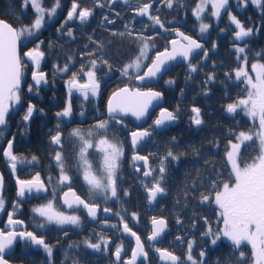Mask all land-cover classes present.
I'll use <instances>...</instances> for the list:
<instances>
[{
    "label": "flooded vegetation",
    "instance_id": "flooded-vegetation-1",
    "mask_svg": "<svg viewBox=\"0 0 264 264\" xmlns=\"http://www.w3.org/2000/svg\"><path fill=\"white\" fill-rule=\"evenodd\" d=\"M206 1V6L202 7V12L200 14L203 19H205V23L210 25V28L204 36L200 35V22L193 14L194 10L199 7L200 0H178V3H175L172 8L166 6V0H129L128 4H125L124 0H114V2L113 0H76L78 4L77 15L82 9H87L91 12L88 20L83 24L79 19L75 18L65 23L67 13L71 10L73 0H61L62 7L58 9L56 16L50 22H47L46 17V24L41 29L38 37L21 39L19 42L21 56H23L24 52L35 49L38 44L40 45L39 51H42L44 56L41 59L39 71L46 74L48 83H42L38 86L40 88L38 94L35 92H28L27 85L33 83L31 74L32 71L35 70L34 65L28 62L29 66L25 69V83L23 84V91L21 93L22 107L17 106L15 110L10 111V115L7 118L8 123L5 134L0 137V173L3 178L1 195L5 201L4 209L0 211V230L5 232L13 230L18 232H34L37 237H42L45 242L52 247L53 255L51 260H49L43 247L26 245L23 240L17 239L12 249L5 256V259L9 263L74 264L75 261L78 262V264H123V260L129 256L132 242L128 235L122 234L121 225L127 223L129 228L139 236L135 229L137 219L132 217L128 219L123 216L122 221L120 215H115V213H120L121 211V202L119 200L113 199L105 201L101 194H97L95 200L89 196L88 185L83 180L82 170L78 171L76 167L78 159L76 154L79 151V143L77 142L75 145H72L70 141L73 138L69 137V133L72 132L73 129H80L85 135V138L90 139L94 144L100 139L105 138L106 135L111 143L122 145L123 155L119 160L116 181L118 195L122 196L125 191L129 194L132 190L130 185H127L128 183L125 182L123 175L125 171L124 166L128 163V168L134 172L136 177L140 178V185L147 196V188L144 187V185L151 186L155 180L160 179L161 175L165 177V173L161 174L159 172L161 162L151 161L146 155L140 153V148H146L152 141L156 132L159 133L164 131H156L151 128L159 109L164 106V102L162 107L153 109L149 113L148 118L141 124H135L128 117H116L115 120H110L105 109L106 102L110 95L124 87L130 89L137 87L135 85V76L137 74L141 75L146 67H142L139 73L130 70L129 75H122L120 69L135 58L138 54V50L134 55L132 54L128 60H123L120 53L126 52L130 45H105L103 49H105L106 53L103 56L102 53L104 52L102 51L101 53L98 49V44L103 45V41L106 43L108 40H111V37L107 38L106 36H108L109 33L115 34L116 32H118L117 35L121 33L126 34L129 42L134 41L138 35L143 38L151 37V47L149 50H146L149 59L142 61L144 65H149L156 53L168 47L169 41L175 37V31L178 30L186 36L201 41L204 44L205 50L215 51L217 49V38L226 35V31H230L229 16L225 10H221V16L219 18L212 16L211 13L214 11L213 3L215 0ZM53 3L54 0H43V7L49 9L53 6ZM179 3H182L183 6H179ZM229 3L230 8L228 11L236 16L242 23V10L247 6H244L241 0H229ZM144 4L150 5L148 14L140 15L137 9ZM248 4L252 5L251 3ZM23 5L32 15L31 18L26 21L27 23L24 24L29 25L35 18L36 9L33 6V0H23ZM252 6L257 8L254 5ZM150 16L159 17L160 21L164 24V28L161 29L159 25L153 27L154 21L149 19ZM118 23H121L120 28H115ZM62 24L64 25L63 28H61ZM232 27L235 29V25H232ZM58 29L60 30L58 31ZM233 29L231 32V44L229 45L231 50H233L231 48L233 44L245 45V40L235 39ZM69 30H71L72 36L67 34ZM129 31L132 33L131 36L128 35ZM115 40L116 38L113 41ZM41 41L43 43H40ZM227 42H229V40ZM214 44L215 48H213ZM91 52H95L96 56L88 55V53ZM101 55L103 59L111 64L112 68L109 72L107 66H102L101 70L96 72V76L99 78V83L101 85L99 94L96 97H90L89 100H84L83 96L73 89L70 96L67 81L73 77V73L78 74L80 83L86 82L87 77L80 74L81 66H87L91 59L98 58ZM202 55L203 51L199 55L194 56L190 61L191 64L193 65ZM69 58H71V61ZM251 61L254 60L248 59L246 68L249 75L254 78L250 70ZM65 64L69 65V71L60 72L57 70V67L63 68ZM241 64L242 63H240L239 66ZM179 65L189 68V63H178L171 65L170 69ZM237 66L238 61L236 60V67ZM85 71H87V67H85ZM165 75L155 84H145L137 88L140 90L154 89L161 92L157 89V85L163 84ZM231 77L229 81L237 85L233 73ZM184 81L188 82V84H193L196 79L184 78L183 82ZM183 82H181V84ZM239 86L243 89L245 88V84L241 83ZM245 96L246 93L242 97L234 98H228V95H225V106L227 107L229 104L235 103L238 98H244ZM69 100L71 102L72 116L70 118L57 117L56 113L62 111ZM29 102L35 105L37 109H43V114L36 111L33 113V117L30 121L25 122L22 120V116L25 114ZM82 111L84 113L83 116L80 115ZM229 114L235 118L237 117V120L243 123V128L237 130L235 134L239 132L247 133L252 129L254 123L252 121L254 120L251 117L247 118L243 115L242 111L238 110L237 113ZM195 116L196 113L192 110L191 113L189 112L182 119L186 122V125L198 128L203 125V115L200 111V119L202 120L200 125H195ZM256 120L259 121L258 118ZM100 121H108L110 126L120 127L121 133L124 136V142L121 144L116 139H112L113 136L110 135L107 130L105 133V130L97 129L95 125ZM58 122L61 125L65 167L68 170L67 175L71 177L70 181L63 184L58 183L60 172L54 160L56 151L60 150V148L50 143L51 136L56 135V125ZM146 129L152 131L151 138L147 139V141L138 148V153L147 157L148 170L151 172L150 176L144 178L142 175L144 169L140 166L133 165L131 162L132 152L129 144V133L135 130ZM89 132L92 133L91 136H88ZM9 140L13 142V154L18 157L15 171L10 167L8 160L4 159L2 156V152ZM126 147L129 149L128 156L125 155ZM242 147H244L243 144L241 149ZM33 157H36V162H32ZM87 158L92 164V171L100 176L102 171V154L94 147L88 149ZM37 174L46 190L36 192L35 189H33L31 193H27L26 191L25 197H18L19 185L17 184V180H34ZM163 182L164 179L161 181L162 187ZM67 191L70 193L69 197L72 198L73 201H75L78 196L85 203H89L90 205L95 203L97 206L96 219L92 220L87 216L85 211L80 208L74 206L68 209L65 208L61 204V196ZM108 195H110V193H108ZM49 202L52 203V211L55 213L78 216L80 218L79 226L65 225L63 228H59L55 225H50L47 228H38L36 224L38 221H42L43 218L40 217L39 214L33 212V209L46 206ZM14 204L18 205V209L14 212L13 219L23 221V223L6 227L8 223V213L13 211ZM105 208L110 209V211L105 213ZM111 225H116L117 227L113 228ZM100 238H104L108 241L106 251L103 250V244L101 245V251H95L92 248L86 247V241L98 243L100 242ZM125 239H127L129 243ZM121 245L123 249L127 247L129 252L126 256H123L122 250L120 260L115 261L114 252ZM143 245L145 251L147 252V245L150 252L153 253L156 258L155 249L160 248L159 243L153 245V247H149L150 244L147 241V244L145 245L143 243ZM147 263L148 252L147 259L139 264Z\"/></svg>",
    "mask_w": 264,
    "mask_h": 264
},
{
    "label": "snow or ice",
    "instance_id": "snow-or-ice-1",
    "mask_svg": "<svg viewBox=\"0 0 264 264\" xmlns=\"http://www.w3.org/2000/svg\"><path fill=\"white\" fill-rule=\"evenodd\" d=\"M114 2V0H113ZM244 6L248 3L255 5L258 8H264V2L262 0H241ZM125 4L129 3V0H124ZM178 0H166V6L172 8ZM33 6L36 9V15L33 22L29 25L21 24L18 28L12 26L6 21L0 20V137L5 134L7 127V118L10 115V111L15 110L17 106H21V93L23 91V84L25 83L24 77L26 75L25 69L29 66L28 62L34 65L35 70L32 71L31 79L33 83L27 85L28 92L39 93L40 86L42 83L47 84V76L45 73L39 71L41 59L44 56L42 51H39L40 45L38 44L35 49L26 51L21 56L19 50V42L21 39L36 38L38 37L41 29L47 22H50L57 14L58 9L62 7L61 0H54L53 6L49 9L43 7V0H33ZM179 6H183L179 3ZM150 5L144 4L142 7L137 9L140 15H147ZM230 8L229 0H215L213 3L214 11L211 13L212 16L219 18L221 16V10L227 11L229 16V27L235 25L233 29L234 37L236 40H244L250 37L254 33L253 28H245L244 25L237 19L236 16L232 15L228 9ZM78 4L76 0H73L71 5V10L67 13V21L79 19L83 24L85 23L91 12L87 9H82L78 12ZM202 8L198 7L194 10V15L197 20L200 21L199 32L203 36L207 33L210 28L209 24L203 22V17L201 16ZM107 19V18H105ZM154 21L153 27L159 25L161 29L164 28V24L160 21L159 17H149ZM111 22V21H109ZM64 25H61L63 28ZM127 27V26H126ZM60 29H58L59 31ZM255 31H259L256 29ZM179 36L183 38L186 43L181 44L179 50L173 48L172 52L157 53L155 59L152 60L150 65H144L143 60L149 59L146 50H149L150 40L149 38H143L142 36H137L140 40L138 54L135 58L126 64L122 69H120L122 75H129L130 70H134L139 73L142 67H147V71L143 75L137 74L135 79L143 82L145 79L151 80L155 78L158 74L162 73V70H167L166 65L168 61L175 60L177 55L188 60L190 55L196 56L203 51L205 58L208 56V51L203 48V45L197 40L191 37L185 36L183 33L178 32ZM72 36L71 30L67 33ZM123 35V33H121ZM128 35H132L131 31ZM40 43H43L42 41ZM171 43L176 45L177 41L172 40ZM51 46V45H50ZM215 48V44L213 45ZM98 49L103 51V45L98 44ZM237 60L242 61V66L235 71V80L237 82V87L239 84H245L243 91L246 93L245 98H238L233 104L227 106L228 113H237L238 110L243 111L248 117H251L254 121L258 118L259 128L250 129L246 132H239L235 135L237 143H231V150L227 151V162L231 164L230 180L232 182H222L217 183L213 181V188L222 190H215L214 201L215 204L219 206L222 210L220 216L223 218L224 228L223 230H218L216 234L209 232L207 234L213 235L214 238L212 243L215 245L217 240L221 239V236L226 238L231 243L230 252L232 255L228 258L226 262L218 261V264H232L233 260L235 264H241L245 262L247 264V257L243 251H241L242 245H251L252 249V264H264V63H254L251 65V71L255 73L253 78L249 75L246 68L248 64V56L246 54V47H236ZM90 56H96L95 52L88 53ZM257 56H264V53H257ZM26 58V60H25ZM71 61V58H69ZM99 60V63H98ZM102 66H107L108 71H111V64L102 55L98 58L91 59L87 66L82 65L80 69V74L87 77V81L84 83L79 82L78 74L73 73V77L67 81L69 85V95L71 96L73 89L83 96L84 100H89L90 97H96L99 94L100 83L99 78L96 76V72L101 70ZM87 67V71H85ZM189 68L191 71H196V66H193L189 61ZM60 72L69 71V65L65 64L63 68L57 67ZM232 77L229 76V79ZM209 79H212L210 77ZM168 83H172L169 81ZM161 98V93L156 91H141L139 88L129 89L128 87L120 89L118 92H114L112 97L108 101V113L110 120H115L116 113H131L138 120L145 118L148 114L149 105L152 101L159 100ZM39 111L43 114V109H37L32 103H28L25 110V114L22 116V120L25 122L30 121L33 117V113ZM193 112L196 113L194 118V123L200 125L202 120L200 119V110L194 108ZM81 116L84 115L83 111L80 113ZM57 117L70 118L72 116L71 102L69 100L66 103L62 111L56 113ZM177 117L167 110H162L160 118L156 119L151 126L153 130L162 129L166 130L167 127L174 123ZM109 126L108 121H100L95 127L97 129L106 130ZM91 132L88 136H91ZM132 146L135 148L141 141L150 139L152 131L146 129L142 132H133L132 134ZM69 137L73 138L70 143L75 145L79 143V151L76 154L77 159V170H82V176L85 183L88 185L89 196L95 200L97 194H101L105 201L110 199L119 200V195L117 191V170L119 168V160L123 155L122 145H117L111 143L106 135L105 138L100 139L97 143H93L90 139L85 138V135L80 129H73L69 133ZM175 138L173 137V142ZM12 141H8L7 149L4 150L3 155L7 158L10 167L13 171L17 168L18 157L12 152ZM50 143L52 145L59 146L60 150L56 151L54 160L56 166L60 172V177L58 183L63 184L70 181L71 177L67 175V169L65 167V160L63 156V141L61 137V125L58 122L56 125V135L51 136ZM245 147H250L253 151L257 152V155L252 158L251 163H245L243 167L240 163H243L242 154L240 152L241 145ZM97 148L102 154L101 168L104 170V177L101 178L96 173L92 171V164L88 160V149ZM195 151V149H194ZM172 160H178L179 155L174 154L171 150L167 152V156L161 161V167L159 172L164 174L166 168L164 166V161L168 158ZM134 159L147 160L146 157L136 156ZM32 162H36V157L32 158ZM144 175L150 176L151 172L146 171ZM164 179V175H161L159 180L151 186L144 185L147 188V199L149 202L156 201L158 194H164L166 189L161 186V181ZM3 178L0 176V188H2ZM19 185V191L17 193L18 197H25L27 193H31L33 189L36 192L46 190L43 183L39 180V175L34 180L24 181L17 180ZM195 186V185H193ZM110 193V195H108ZM68 194L65 193V196ZM124 195L127 196L128 192L125 191ZM78 206L82 205L84 209L87 210L88 215L95 220L97 215V206L95 203L89 204L85 203L78 196L76 197ZM209 201V196H202L201 202ZM67 202V201H66ZM210 202V201H209ZM72 205L69 204V207ZM5 207V201L3 196L0 195V211ZM18 209V205H13V211L8 213V223L9 225L21 224L23 221L13 219L14 212ZM110 209L105 208L104 212L108 213ZM33 212L39 214L42 217V221H38L36 226L38 228H47L50 225H55L56 227L63 228L65 225L79 226L80 218L74 215H64L63 213H55L52 211V203L49 202L46 206L37 207L33 209ZM126 214V210H125ZM115 215H120L123 221V215L121 213H115ZM135 216V214H133ZM180 221L177 220V223ZM154 228L151 234L148 236L149 241H158L162 239V235L165 233L167 227L166 222L163 219L153 220ZM111 227L116 228V225H111ZM119 230V229H117ZM123 232L130 233L132 237H135L137 242V250H133L132 258L125 261V264H136V259L138 256H143L147 259V252L144 251L143 245L140 241V237L137 236L135 232L129 228L127 223L123 224ZM67 234V233H65ZM23 240L26 245H36L43 247L44 251L47 253L49 260H51L53 255V249L49 246L42 237H37L34 232L31 231H8L5 232L0 230V264H8L5 259V255L8 250L13 247L15 241ZM180 241V237L175 238ZM86 247L92 248L95 251H101V245L103 244V250H107L108 241L104 238H100V242L91 243L90 241L85 242ZM71 247V246H70ZM153 247V245H149ZM192 244L188 243L185 261H181L180 257H177L172 252L167 250H161L156 248L155 251L160 253L162 257H167L171 264H203V261H197L193 259L191 255ZM123 250L122 245L116 249L114 255L117 261L120 260L121 251ZM239 252L236 256L235 253ZM201 257L204 253H200ZM74 264L78 262L74 261Z\"/></svg>",
    "mask_w": 264,
    "mask_h": 264
},
{
    "label": "trees",
    "instance_id": "trees-1",
    "mask_svg": "<svg viewBox=\"0 0 264 264\" xmlns=\"http://www.w3.org/2000/svg\"><path fill=\"white\" fill-rule=\"evenodd\" d=\"M28 11L23 5V0H0V19L14 27L27 23L26 21L32 16ZM242 14L241 21L244 27L254 29L253 35L244 39L248 59L264 63V56L256 55L264 53V8H255L248 4L242 10ZM120 25L121 23H118L115 28H120ZM229 29L230 31L225 30L226 35L217 38L215 51L209 50L207 58L202 55L193 63L197 68L196 71L179 65L167 72L163 84L157 85V89L163 93L164 106L178 119L174 126L163 132H156L150 144L146 148H140V153L155 162H161L169 150L179 155L178 160L169 157L164 161L166 168L163 182V187L166 189L164 196L158 197L154 204L150 205L140 185V178L128 168V163L124 166V180L132 190L127 196L124 194L119 196L120 213L125 218L137 219L135 229L145 245L150 233L151 220L163 218L168 231L159 242V246L176 254L181 261H185L189 242L192 244L193 259L199 262L200 253L204 252L203 264L226 262L232 255L230 243L219 240L215 245L210 246L211 235L207 234L209 229L214 233L221 225L217 208L211 202L215 190H219H214L213 181L221 184L232 182L225 151L228 141L234 139L235 132L243 128V123L227 113L225 106V95H228V98L245 95L241 86L237 87L229 81V76L236 67L235 52L229 46L233 27ZM256 29L259 31H255ZM117 33H109L106 37H111V40L106 43L103 41V46L130 45L126 52L120 53L123 60H128L138 50L140 40L136 37L134 41L129 42L126 34L117 35ZM115 38L116 40L113 41ZM103 52L104 56L105 49ZM210 77L212 79H209ZM184 78H194L196 81L188 84L186 81L183 82ZM169 81L172 83H168ZM194 108H199L203 115V125L198 128L186 125L182 119ZM107 132L113 136L112 139H116L121 144L124 142L120 127L109 125ZM240 152L243 158V163L240 165L252 162V158L257 155V152L245 146ZM125 155H129L128 147L125 149ZM204 195L209 196L210 202H201ZM177 220L180 222L177 223ZM176 237H180L181 240L177 241ZM125 240L128 242L127 239ZM146 249L147 264H159L147 245ZM240 250L248 258V264L251 258L248 245H242ZM128 252L129 249L124 247L122 255L126 256ZM235 255L238 256L239 252ZM232 264H235L234 260ZM241 264L245 262L242 261Z\"/></svg>",
    "mask_w": 264,
    "mask_h": 264
},
{
    "label": "water",
    "instance_id": "water-1",
    "mask_svg": "<svg viewBox=\"0 0 264 264\" xmlns=\"http://www.w3.org/2000/svg\"><path fill=\"white\" fill-rule=\"evenodd\" d=\"M0 20H3V19H0ZM3 21H5V20H3ZM6 22H7V21H6ZM178 32H180V31H178ZM180 33H181V32H180ZM185 36H186V35H185ZM188 37H189V36H188ZM191 38L194 39L193 37H191ZM172 40L177 41L176 45H173V44L171 43ZM172 40L169 41L168 47H167L166 49H164V50H162V51H160V52H158V53L165 52L166 50H167L168 52H172L173 48H176L177 51H178L179 48H180V46H181V44L186 43V41H184L183 38H182L181 36L178 35L177 31H175V37H174ZM195 40H196V39H195ZM198 42L201 43V44L203 45V48H204V44H203L201 41H198ZM201 52H202V51H200V53H201ZM156 55H157V53L155 54V56L153 57V59H155ZM193 57H194V56L190 55L189 59H188V60H185L184 58H182V57H180L179 55H177V57H176L175 60L168 61L167 65H166V68H167L166 71H165V70H162V73H161V74H158L155 78H153V79H151V80L145 79L143 82H141L140 80L135 79V85H136L137 87H141V86H143V85H145V84H155V83H157V82L159 81V79H160L163 75H165V74L170 70L171 65L178 64V63L187 64V63H189V61H191V59H192ZM153 59H152V60H153ZM151 62H152V61H151ZM150 64H151V63H150ZM150 64H149V65H150ZM146 71H147V67L145 68V70L143 71V73H142L141 75H143L144 72H146ZM137 87H134V88H132V89H136ZM124 88H125V87H124ZM121 89H122V88H121ZM129 89H130V88H129ZM119 90H120V89H119ZM119 90H117V91H115V92H118ZM149 90L159 92V91L154 90V89H149ZM149 90H141V91H145V92H147V91H149ZM113 93H114V92H113ZM113 93H112V94H113ZM160 93H161V92H160ZM112 94L110 95L109 99L112 97ZM109 99H108L107 102H106V108H105V109H106V114H107L108 116H109V113H108V101H109ZM163 102H164V100H163V96H162V93H161V98H160L159 100H154V101H152L151 105H149L147 116H146L145 118H142V119H139V120H138L135 116H133L131 113H127V114H124V113H116V114H115V117H118V118H126V117H128V118H130L135 124H141L142 122H144V121L148 118L149 113H150L153 109H156V108H160V107H162V106H163ZM162 110H167V112H171V113H173L171 110H169L168 108H166L165 106H163L162 108L159 109V111H158V113H157V116H156V118L154 119V121H155L156 119L160 118V114H161V111H162ZM154 121H153V123H154ZM176 123H177V119L175 120L174 123L170 124L167 128H169V127H171V126H174ZM195 125H196V124H195ZM155 130H156V131H163L162 129H155ZM142 131H144V130H135V131L130 132V133H129V144H130V148H131V152H132V154H131V162H132L133 165L140 166V167H142V168L144 169L142 175H143L144 178H146V176L144 175V172L149 171V170H148V159L145 161V160H141V159H134V157H136V156H139V157H146V156H143V155H141L140 153H138V148H139V146H140L141 144L145 143V142L147 141V139L144 140V141H141V142H140L135 148L132 146V142H131V141H132V135H131V134H132L133 132H142ZM7 146H8V144H7ZM7 146L5 147V149H7ZM5 149H4V150H5ZM3 152H4V151H3ZM3 152H2V156L4 157V159H7V158L3 155ZM146 158H147V157H146ZM0 176H1V173H0ZM147 177H148V176H147ZM2 189H3V184H2V188H0V195L2 194ZM65 193H67L68 195L65 196ZM65 193L61 196V204H62L65 208H67V209L70 208V207H69V204H71V205L74 206V207H77V208H80V209L84 210L85 213L87 214V216H89L88 213H87V210L84 209L82 205H79V206H78L77 201H76L75 199H74L75 201H73V199L69 197L70 193H68V191L65 192ZM163 196H164V194H158L157 198H158V197H163ZM110 200H113V199H110ZM66 201H67V202H66ZM148 202H149V201H148ZM154 202H155V201H153V202H149V204H150V205H153ZM89 217H90V216H89ZM90 218H91V217H90ZM91 219H92V218H91ZM160 219H163V218H161V217L155 218V220H157V221L160 220ZM92 220H93V219H92ZM153 220H154V219H152L151 222H150V233H149V235L151 234V232H152V230H153V228H154ZM163 220H164V219H163ZM164 221H165V220H164ZM165 222H166V221H165ZM166 225H167V224H166ZM11 226H14V225H9V223L6 224V227H11ZM167 231H168V227H166V229H165V233H166ZM121 232H122V234L128 235L129 238H130V240H131V242H132V248H131V251H130V253H129V256L123 260V264H125V261H127V260H129V259L132 258V252H133V250L135 249V250H137V252H139V248L137 247V242H136L135 237H132V236L130 235V233H125V232H123V224L121 225ZM165 233H164V234H165ZM164 234L162 235V238H163ZM149 235H148V236H149ZM161 240H162V239H160V240H158V241H149L148 238H147L148 243L151 244V245H157ZM140 241H141V240H140ZM141 243H142V241H141ZM142 245H143V243H142ZM11 249H12V248H11ZM11 249H10V250H11ZM143 249H144V245H143ZM159 249H161V250H166V249L161 248V247H160ZM10 250L7 251L6 255L9 253ZM144 251H145V249H144ZM167 251H168V250H167ZM145 252H146V251H145ZM169 252H170V251H169ZM155 253H156V258H157V261H158L159 264H171V261H170L167 257H162L161 254L158 253V252H155ZM173 254H174V253H173ZM6 255H5V256H6ZM174 255H175V254H174ZM114 259H115V261H117L115 255H114ZM145 260H146V259H145L143 256H138L137 259H136V264H139V263H141V262H144ZM8 264H11V263L8 262Z\"/></svg>",
    "mask_w": 264,
    "mask_h": 264
},
{
    "label": "rangeland",
    "instance_id": "rangeland-1",
    "mask_svg": "<svg viewBox=\"0 0 264 264\" xmlns=\"http://www.w3.org/2000/svg\"><path fill=\"white\" fill-rule=\"evenodd\" d=\"M208 1H212V0H208ZM206 0H200V2H199V7L200 8H202L203 6L205 7L206 6ZM262 2H264V0H262ZM253 5V4H252ZM255 6V5H254ZM258 8V7H257ZM200 22V21H199ZM203 22L205 23L206 21H205V19H203ZM207 24V23H206ZM200 25V24H199ZM205 35V34H204ZM203 35V36H204ZM236 47H245V45L244 44H233L232 46H231V48L234 50V52H235V57H237V53H236ZM236 60H237V58H236ZM238 61V60H237ZM240 63H242V61H238V66L235 68V69H233V74H234V76H235V71L239 68V67H241L242 66V64L239 66V64ZM254 63H260L259 61H257V60H254V61H251L250 62V70H251V65L252 64H254ZM252 72V71H251ZM253 73V75H254V77H255V73L254 72H252ZM245 98V97H244ZM242 113H243V115H245L244 114V112L242 111ZM246 116V115H245ZM247 118H248V116H246ZM252 122H254L253 123V126H252V129L253 128H255V129H258L259 128V121H252ZM254 124H256V125H254ZM238 134V133H237ZM236 135V134H235ZM237 143L238 141L235 139V136H234V139H232V140H229L228 141V147H227V149H226V151H225V159H226V161H227V151H230L231 150V143ZM242 146V145H241ZM228 163V162H227ZM228 165H229V168H230V170H231V164L230 163H228ZM241 167H243L244 165H240ZM104 175H105V173H104V170L102 169V171H101V175H100V177L101 178H103L104 177ZM219 190H222V188L221 189H219ZM214 196H215V193L212 195V197H211V202H212V204L217 208V211H218V215H219V219H220V221H221V225H220V228H219V230H223V228H224V224H223V218L220 216V212L222 211L220 208H219V206L218 205H216L215 204V201H214ZM218 232V230H216V231H214V233L213 234H216ZM213 238H214V236L213 235H211V238H210V242H209V244H210V246H213L214 244L212 243V240H213ZM219 240H223V241H226V242H228V243H230V241H228L226 238H224V237H222L221 236V239H219ZM219 240H217V242L219 241ZM231 244V243H230ZM118 245H120V244H118ZM248 247H249V249H250V261L248 262V264H252V260H253V258H252V249H251V245H248ZM204 253V252H203ZM204 257V256H203ZM203 257H201V255H200V260L199 261H201V260H203Z\"/></svg>",
    "mask_w": 264,
    "mask_h": 264
}]
</instances>
